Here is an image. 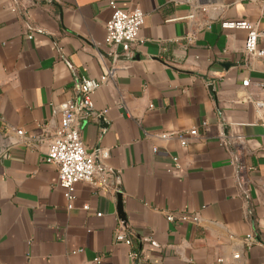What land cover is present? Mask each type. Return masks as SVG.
<instances>
[{
  "label": "crops",
  "instance_id": "obj_1",
  "mask_svg": "<svg viewBox=\"0 0 264 264\" xmlns=\"http://www.w3.org/2000/svg\"><path fill=\"white\" fill-rule=\"evenodd\" d=\"M114 1L144 12L115 60L108 0H0V264H133V249L137 264H264V59L221 26L264 27V0ZM110 68L92 95L101 114L80 122L87 149L108 150V185L77 183L69 209L45 160L56 107Z\"/></svg>",
  "mask_w": 264,
  "mask_h": 264
},
{
  "label": "built area",
  "instance_id": "obj_2",
  "mask_svg": "<svg viewBox=\"0 0 264 264\" xmlns=\"http://www.w3.org/2000/svg\"><path fill=\"white\" fill-rule=\"evenodd\" d=\"M210 0H206L208 2ZM112 9L111 16L106 22L105 43L110 47H119L120 53H114V60L119 55L130 56L132 47L140 42V29L144 19L143 10L136 6L132 9L121 8L116 5L114 0H108ZM199 10L202 13L207 11L206 4L200 5ZM194 14H190L187 18H193ZM223 28L242 29L246 31L243 50L248 57H260L264 59V27H258L256 22L246 18L237 20L222 21ZM114 75V68H110L99 77L81 76L75 80L74 95L63 100L57 105L56 109L60 113V125L53 132L48 141L45 154V160L48 163L56 165L58 171V184L64 191L67 200V207H73L75 199V185L79 182L98 183L100 187L108 185V179L103 174L98 175V161L108 156V150L102 147H94L87 149L80 133V122L89 116H98L94 110L92 95L104 84L110 77ZM249 81L244 80L243 85H248ZM260 107L261 103H257ZM264 125V119L262 120ZM190 134L195 135L196 130L191 129ZM17 134H23L22 130H17ZM169 133H163V137H169ZM241 139V136H237ZM182 144L186 143V138L180 135ZM176 163V158H173ZM99 176V177H98ZM88 209V205L82 206ZM101 215V213H97ZM167 218L172 220L174 216L168 214ZM180 220L197 221V216L188 217L184 214L180 215ZM114 238L118 242L126 245H132L131 238L125 232L122 224L114 230ZM246 242H259L252 234H247L244 239ZM133 264L138 263V251L133 249L130 253ZM238 258V254L234 255ZM99 258H96L98 260ZM221 263V259H218Z\"/></svg>",
  "mask_w": 264,
  "mask_h": 264
},
{
  "label": "water",
  "instance_id": "obj_3",
  "mask_svg": "<svg viewBox=\"0 0 264 264\" xmlns=\"http://www.w3.org/2000/svg\"><path fill=\"white\" fill-rule=\"evenodd\" d=\"M9 139H7V138H3V137H1V135H0V151L2 152L3 151V149L9 144ZM120 209H121V205L119 204V211H120ZM121 213V212H120ZM122 214V213H121Z\"/></svg>",
  "mask_w": 264,
  "mask_h": 264
}]
</instances>
